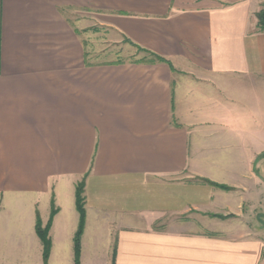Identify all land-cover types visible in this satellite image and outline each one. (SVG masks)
<instances>
[{"label":"crops","instance_id":"obj_1","mask_svg":"<svg viewBox=\"0 0 264 264\" xmlns=\"http://www.w3.org/2000/svg\"><path fill=\"white\" fill-rule=\"evenodd\" d=\"M263 6L0 0V264H264Z\"/></svg>","mask_w":264,"mask_h":264},{"label":"trees","instance_id":"obj_2","mask_svg":"<svg viewBox=\"0 0 264 264\" xmlns=\"http://www.w3.org/2000/svg\"><path fill=\"white\" fill-rule=\"evenodd\" d=\"M257 28L260 32H264V6L260 10V12L257 14ZM130 45L136 48L138 52L148 55L151 62H163L162 58L156 56L155 54L147 50H144L134 44H130ZM207 183L210 184V182H207ZM219 188L228 190V188L224 186H219ZM83 189H84V181L82 180L80 183L77 184L75 188V208L79 216V222H78V227H77V230L73 238L74 264H79L80 239L83 233L84 221H85ZM56 212L57 210L55 209L53 201H52L50 218L45 227H42L39 217L38 216L36 217L35 232L42 244V258H43L44 263L47 261L49 252H50V240L48 237V231H49L51 220L53 216L56 214Z\"/></svg>","mask_w":264,"mask_h":264},{"label":"rangeland","instance_id":"obj_3","mask_svg":"<svg viewBox=\"0 0 264 264\" xmlns=\"http://www.w3.org/2000/svg\"><path fill=\"white\" fill-rule=\"evenodd\" d=\"M69 17H70V20L74 23V22H76V18L77 17H75V16H73V15H69ZM126 43H128L126 40H124ZM115 49L116 51L118 50L117 48H119V46H111L110 47V49ZM129 55H131V57L129 56V55H127V54H125V53H121L120 55H116L115 57H118V58H120V59H123V58H125V56L126 57H130V58H128V59H133V57H134V59L136 58V57H141L142 55H144V54H142L141 52H138L137 50H136V48H133V46H131V50L129 51ZM107 54V57L108 58H113L114 56H113V54L111 53V51H109L108 53H106ZM105 54V55H106ZM113 56V57H112ZM145 56V58L146 59H149V56L148 55H144ZM99 59H107V58H105V56L104 57H101L100 56V58Z\"/></svg>","mask_w":264,"mask_h":264}]
</instances>
